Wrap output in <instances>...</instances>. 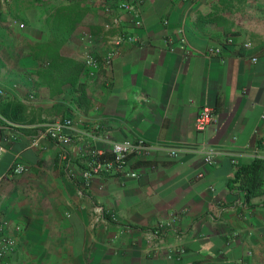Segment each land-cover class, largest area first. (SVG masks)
<instances>
[{
	"label": "crops",
	"instance_id": "crops-1",
	"mask_svg": "<svg viewBox=\"0 0 264 264\" xmlns=\"http://www.w3.org/2000/svg\"><path fill=\"white\" fill-rule=\"evenodd\" d=\"M117 2L135 6L138 27ZM118 35L133 41L108 66H83V53L101 60ZM54 39L69 62L41 76ZM212 47L218 56L206 55ZM0 92V212L18 227L8 264H264V0H0ZM202 107L215 123L196 133ZM62 118L71 143L38 138ZM136 139L153 149L127 159L135 178L84 184L86 146L109 159L110 143ZM200 148L216 152L211 165ZM253 159L263 162L260 187L245 201L230 181ZM13 164L25 172L9 177ZM93 206L115 222L93 223ZM171 221L162 243L180 248L178 259L144 241Z\"/></svg>",
	"mask_w": 264,
	"mask_h": 264
},
{
	"label": "built area",
	"instance_id": "built-area-1",
	"mask_svg": "<svg viewBox=\"0 0 264 264\" xmlns=\"http://www.w3.org/2000/svg\"><path fill=\"white\" fill-rule=\"evenodd\" d=\"M183 3H195L199 0H179ZM115 7L119 10L130 13L132 17V25L138 27L140 25L137 10L132 3L128 2H117ZM110 8L105 7L104 13H110ZM118 22L116 17H112L108 23L104 24V28H109L115 23ZM12 25L22 28V25L17 23L16 21L11 22ZM163 24H166L163 21ZM133 38L127 35H118L114 36L111 39V44L114 47L113 49L106 52L101 60H96L92 57L88 52L82 54V63L83 66L91 71L97 70L99 67L108 66L111 63V60L115 56V48L119 46L123 42H132ZM182 43V40H179ZM230 38H227L224 43L230 44ZM249 45L247 43H242L241 48L247 49ZM219 47H212L206 50L207 56H218L220 54ZM251 62L255 61V58L250 59ZM1 94V92H0ZM264 119V117H261ZM215 123V117L212 111L207 107H202L197 112L193 126L196 133H201L209 128L211 125ZM74 128L72 126L71 120L68 118H62L60 120L51 121L45 123L40 128V132L38 134V138L47 139L59 145H68L72 141ZM153 149L151 144H148L142 139L136 140H122L118 142L110 143V157L109 159H102V153L98 152L94 148L90 146L85 147V158H84V169L81 173V178L86 185L88 181L99 175H105L109 173L119 174L120 176L127 178H135L136 175L133 172H130L126 169L127 159L130 156L134 155H147L148 152ZM3 150L0 147V152ZM169 157H175L176 149H166ZM181 150H185L181 148ZM200 154L203 155V162L207 165H211L213 163L212 157L216 152L210 148H200L198 150ZM231 164L237 167V162L235 160H231ZM25 172V168L19 164H13L7 175L9 177L19 176ZM199 176V175H198ZM92 222L97 223L104 220L105 216L111 222H115V217L111 214L103 211V209L99 206H93L91 209ZM171 222L169 223H161L154 226L152 229L144 233V241L149 248V251L153 253L164 252L165 257L167 259L174 258L178 259L182 250L180 248L174 249L172 245H163L162 236L166 228L171 226ZM18 231L17 226H12L11 223L1 214L0 212V264H8L6 261V257L13 253L15 249V241L11 235L8 234L9 230Z\"/></svg>",
	"mask_w": 264,
	"mask_h": 264
},
{
	"label": "trees",
	"instance_id": "trees-1",
	"mask_svg": "<svg viewBox=\"0 0 264 264\" xmlns=\"http://www.w3.org/2000/svg\"><path fill=\"white\" fill-rule=\"evenodd\" d=\"M60 44L61 43H59L56 39L50 42L53 51V53L49 55L51 62H48L46 64V67H44L45 69L41 71L42 72L41 76H45V77L50 76V70H52L53 66H56V64L60 62L62 64L64 62H69V61H64L63 58L61 57H57L58 49L56 50V48H58ZM79 69L81 70L80 66ZM73 72H77L75 64L73 65ZM37 75H40V72L37 73ZM55 76H56L55 74L52 75L53 79L55 78ZM58 76L62 78L63 82L68 81L69 84H72V78L73 79L75 78V77H71V72H65V68L62 71V73L58 74ZM78 87L80 88V95L83 96L82 85H79ZM3 118H5L8 121L11 120L8 117V115L4 113H3ZM102 159L105 158L102 157ZM262 164H263L262 161L258 159H253L250 163L246 165L238 166L234 173L233 179L230 181V183L234 186L235 190L239 191L242 194L245 201H248L250 198H252L256 194L257 189H259L260 187L259 172Z\"/></svg>",
	"mask_w": 264,
	"mask_h": 264
}]
</instances>
